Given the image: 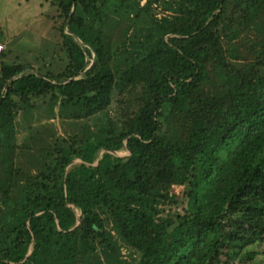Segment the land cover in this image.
<instances>
[{"label":"trees","instance_id":"obj_1","mask_svg":"<svg viewBox=\"0 0 264 264\" xmlns=\"http://www.w3.org/2000/svg\"><path fill=\"white\" fill-rule=\"evenodd\" d=\"M49 2L44 70L0 51V264H264V0Z\"/></svg>","mask_w":264,"mask_h":264},{"label":"rangeland","instance_id":"obj_2","mask_svg":"<svg viewBox=\"0 0 264 264\" xmlns=\"http://www.w3.org/2000/svg\"><path fill=\"white\" fill-rule=\"evenodd\" d=\"M52 14L49 0H0V44L2 50L6 45L12 51L5 60L29 63L34 70L43 71L42 66L51 62L52 50L58 41L50 19ZM34 115L37 116L36 111ZM55 123L60 129L59 119H55ZM24 134L22 130L19 137ZM114 153L120 157L128 154L127 151ZM181 189V186H173L175 192ZM121 252L128 256L124 247Z\"/></svg>","mask_w":264,"mask_h":264},{"label":"built area","instance_id":"obj_3","mask_svg":"<svg viewBox=\"0 0 264 264\" xmlns=\"http://www.w3.org/2000/svg\"><path fill=\"white\" fill-rule=\"evenodd\" d=\"M2 48H3V46H2V44H0V51L2 50Z\"/></svg>","mask_w":264,"mask_h":264},{"label":"water","instance_id":"obj_4","mask_svg":"<svg viewBox=\"0 0 264 264\" xmlns=\"http://www.w3.org/2000/svg\"><path fill=\"white\" fill-rule=\"evenodd\" d=\"M100 158H98V161H99Z\"/></svg>","mask_w":264,"mask_h":264}]
</instances>
